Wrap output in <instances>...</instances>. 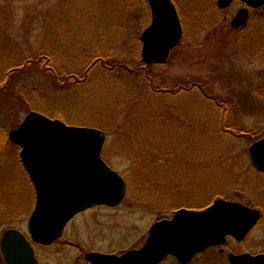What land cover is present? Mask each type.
<instances>
[{"label": "rangeland", "instance_id": "1", "mask_svg": "<svg viewBox=\"0 0 264 264\" xmlns=\"http://www.w3.org/2000/svg\"><path fill=\"white\" fill-rule=\"evenodd\" d=\"M175 3L183 42L167 63L146 67L147 0H0V121L15 129L35 110L104 131L103 156L129 186L118 208L81 214L56 245L38 248L41 264L139 245L156 221L250 177L249 148L264 136V10L234 31L238 0L225 10L217 0ZM10 144L0 239L10 228L28 234L36 203Z\"/></svg>", "mask_w": 264, "mask_h": 264}, {"label": "water", "instance_id": "2", "mask_svg": "<svg viewBox=\"0 0 264 264\" xmlns=\"http://www.w3.org/2000/svg\"><path fill=\"white\" fill-rule=\"evenodd\" d=\"M152 22L143 32L141 56L146 65L164 64L181 43L183 27L172 0H147ZM249 7L264 6V0H241ZM234 0H218L220 8ZM248 9L241 10L231 25L244 26ZM11 141L21 148L20 158L36 189V206L29 220V240L15 229L1 240L6 264H40L34 244L52 245L78 214L95 206L117 207L127 186L122 176L102 158L105 134L94 128L68 126L38 112L29 113L10 132ZM253 162L264 170V139L250 149ZM230 208V212H234ZM228 204L218 201L205 212L180 210L172 220L157 222L146 246L122 259L129 264H157L167 254L190 258L208 245L218 243L225 233L235 230V214ZM228 212V213H227ZM93 264L115 257L89 254ZM111 264V263H110Z\"/></svg>", "mask_w": 264, "mask_h": 264}, {"label": "flooded vegetation", "instance_id": "3", "mask_svg": "<svg viewBox=\"0 0 264 264\" xmlns=\"http://www.w3.org/2000/svg\"><path fill=\"white\" fill-rule=\"evenodd\" d=\"M244 7L246 6L243 5L240 9ZM254 11L255 9L249 10L248 23L245 28L251 22ZM250 167V169H247L251 171L250 177H246L244 174L242 176L243 178L235 180L236 186L239 187L230 186L227 189L219 191L217 195L210 197H208V194V199L201 205L187 208L195 211L207 210L218 200H224L229 204H234V212L229 213H234L236 217L234 234L228 233L221 238L219 243L206 247L190 258L180 260L177 256L169 254L158 264H264V170H260L252 162L250 163ZM102 208L108 209L105 207H97L94 209ZM148 235L149 233L146 234L139 245L122 247L109 252L97 250L85 251L82 248V256L78 258V261L84 264H93L86 259V255L88 253H95L117 257L114 260H106L98 264H126L120 258L130 251L143 249L146 245ZM52 246L41 248H50ZM243 258L244 261L241 260Z\"/></svg>", "mask_w": 264, "mask_h": 264}, {"label": "trees", "instance_id": "4", "mask_svg": "<svg viewBox=\"0 0 264 264\" xmlns=\"http://www.w3.org/2000/svg\"><path fill=\"white\" fill-rule=\"evenodd\" d=\"M162 89H166V88L162 87L159 88L158 90H162ZM10 130L12 129H10L0 121V159L6 155L5 152H7V148L11 145L7 137Z\"/></svg>", "mask_w": 264, "mask_h": 264}]
</instances>
